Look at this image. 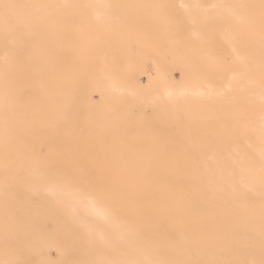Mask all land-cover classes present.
<instances>
[{"label": "rangeland", "instance_id": "rangeland-1", "mask_svg": "<svg viewBox=\"0 0 264 264\" xmlns=\"http://www.w3.org/2000/svg\"><path fill=\"white\" fill-rule=\"evenodd\" d=\"M108 1L113 4L106 0L96 5L65 7L58 5L57 0H0V65H10V53L5 57V52L18 50L15 66L23 70L25 93L21 101L0 102V116L7 117L0 122L2 134L5 128L9 133L11 128L16 131L11 140L6 136L7 140L0 146L8 149L6 152L0 150L3 151L0 152V184L5 186L3 194H8V197L0 194V264H56L62 259L61 251L68 252L61 262L64 264H82L89 259L82 247L86 244L85 231H81L87 218L85 197L93 196L98 202L105 179L116 182L121 178L116 176V166L113 167L115 176H104L103 164H115L119 160L96 158L94 154L98 151L118 154L121 150L127 155L131 151L130 157L136 158H131L130 163L143 167L156 164L164 168L169 163L164 150L169 148L191 161L194 159L192 163H198L195 159L198 157H204L200 162L214 163L212 157L222 150L224 156L219 163L228 162L225 150L230 149L232 143L225 137L219 143L214 142L213 132L222 135L230 129L226 116L232 110L226 103L232 99L229 85L233 78L228 75L235 73L234 56L230 49L220 53L223 78L212 76L215 70L212 71L210 57L214 55L217 42L227 33L215 28L214 22L207 25L203 14L198 12V16H190L186 10L192 7L188 2L198 1L200 10L213 16V12L222 9L220 6L225 7L229 0H223L224 4L222 0H132L128 4ZM212 2L216 5L213 8ZM74 10L82 11L78 19ZM93 11L102 19L99 23L91 18L96 15ZM194 17L199 21L188 22V18ZM42 18L48 20L41 24ZM83 34L87 43L82 40L84 44L80 48L87 45L92 49L77 51L73 44ZM188 46L193 52L188 51ZM43 47L51 51L49 57L53 61L49 73L42 72L40 67L34 71ZM257 48L261 49L260 45ZM186 51L189 54L185 57L187 63L181 64ZM207 62L208 69H202ZM181 68L188 74L182 75L184 69L181 71ZM13 71L16 74L8 68L9 85L13 81L11 74H20L18 70ZM42 80L52 89L61 87L68 97L52 101L43 99L36 94L37 83ZM108 83L114 86L111 91ZM85 87L88 91L93 87L90 94ZM83 91L87 92L89 102L81 97ZM192 96L196 99L183 102ZM240 98L243 100V96ZM218 103L224 106L223 111ZM186 104L191 106L190 117L182 109ZM260 119L256 117L258 122ZM249 132L241 126L236 127L237 146L243 150L248 147L244 139ZM189 134L197 135L198 151H191L193 147L185 144ZM248 137L256 143L262 139L258 132ZM174 141L177 143L173 144ZM231 153L250 154L248 151ZM183 160L173 162L181 164ZM255 164L261 171V163ZM93 165L94 175L87 174ZM209 169L212 176L222 175L226 179H215L216 192L229 197L244 195L254 207L261 204L260 195L244 193L248 183L237 181L241 172L239 166H210ZM244 176L246 174L242 178ZM87 180L94 181L96 192L86 191ZM183 181L185 186L193 182L187 178ZM58 182L62 183L61 201L55 200L49 192ZM223 214L211 224L208 222L209 232L204 229L202 232L204 235L206 232L212 242L214 239L215 244L222 242L227 247L217 249L212 242L203 247L202 232L188 236L183 231L160 228L151 231L152 250L162 260L171 257L172 264H247L255 260L247 254L246 247L253 235L247 227L237 224L238 245H232L226 233L228 214ZM94 221L98 223L97 219ZM193 245L199 247L198 253L192 251ZM96 250L99 251V247L90 245L89 255L92 257ZM199 253H207L210 257L201 259Z\"/></svg>", "mask_w": 264, "mask_h": 264}, {"label": "bare ground", "instance_id": "bare-ground-1", "mask_svg": "<svg viewBox=\"0 0 264 264\" xmlns=\"http://www.w3.org/2000/svg\"><path fill=\"white\" fill-rule=\"evenodd\" d=\"M57 1L58 5L65 7L106 2V0ZM117 1L123 4H128L131 3L132 0ZM216 2L217 1H215V3ZM106 3L109 4L110 1L107 0ZM189 3H191L192 7L190 10H186V12L190 13V16H193L194 14L195 16H198V14L196 15V13L199 12V14L201 13V15H204L202 16L207 21V25L209 24V22H214V26H217L215 28L220 29L223 33H227V35L221 37L222 39L217 42V48H215L214 55L212 54V56L210 57V64L214 67L212 71L215 70L214 72H212V76L220 79L223 78V72H221V54L224 53L225 50L230 49L234 56L232 65L236 68L235 73L233 75H228H231V79L233 78V81L229 85L230 95L232 96L233 100L230 99L229 103H226L232 110V113H228V115L226 116L228 122H230L228 123L230 129H228L226 133H223L222 135L217 134V132H213L214 142L216 141V143H219L221 142L222 137H225V140H227L229 143H232V145H229L230 149H228V147L226 148L227 150H225V158H227L228 162L219 163V160L224 156L222 155V152H220L222 151L220 149V151L212 157V160L215 161L214 163H205L202 161L200 162L199 160H203L202 158L204 157L195 158L196 160H198V163H192L194 159H192L191 161L188 157H185L178 151H175L174 148H169L167 150H164L166 152L165 160L169 161V163H167L164 168L156 164H151L145 167L138 164L133 165L132 163H130V159L133 158L130 157L131 151H129L128 155L126 154L127 152H120L121 150L117 151L118 154L110 152L108 150V152L98 151L97 153H95L94 156L97 155L96 158L101 157V160H119V162L115 164H103L104 176H115L113 175V167L116 166V176L121 178L116 179V182H114V179H105V184L103 183L104 188L103 191L100 192L101 197L99 198V200H97L98 202H95L93 196L85 197L84 210L87 218L83 221V227L81 231H85L86 244L82 247L86 249V255L89 256V259L83 260L84 262L82 264H172L171 257H169L170 260L169 258L162 260L161 258H158V256H156L154 249L152 250L153 245L152 241L150 240L152 235L151 231L153 229L165 228L175 231H183V233L188 236H190V233H201L203 229L209 232L211 226H207L208 222L211 224L215 220L222 218L221 215H225L223 213L228 214L226 233L227 237H230V239L232 240V245H238V240L236 239L235 232L236 227L239 224L241 226L247 227L250 235H253L250 242L247 243L246 247L249 250V253L247 254H250V256H254L255 260H250L249 262H247V264H264V0H229L225 4V7L220 6L222 9H225L216 10L215 12H213V16H208L206 12H202L200 10V2L193 1V3L188 2V4ZM188 4L186 6L190 7ZM212 6L216 5H214L213 3L211 4V7ZM217 8H219V6H217ZM93 12L96 15H94V17L91 16V18L99 23V21H101L102 19L98 16V12ZM73 13H75L76 19H78V14H81L82 11L74 10ZM41 16L43 17V12ZM48 18H45V20L43 18L40 19V23L44 24V22L47 21ZM197 18H188V22L193 21L194 23H196ZM198 21L199 20H197V22ZM206 21L204 22L206 23ZM1 27L2 26L0 25V28ZM187 36L189 37V35ZM191 36L192 35H190V37ZM84 37V34L81 35L77 38L78 42L73 44V46L77 48V51L84 49V51H87L92 49L91 47H87V45H84L85 48H80L86 41L84 40ZM82 40H84V42ZM255 42L257 43V46L260 45L261 49L257 48ZM85 43H87V41ZM46 49L47 48L43 47L39 50L40 57H38V66L34 67V71L35 69L40 67L39 70L49 73V70L51 68L50 64L53 60L49 57L51 51ZM191 49L192 48L188 46V51L193 52V49ZM13 51L8 50V52H5L3 55L5 57H8L10 53V67H2L0 65V102H15L21 101L24 98L25 93L23 85V70L17 69V67L15 66L18 56L16 51L18 50ZM195 53L198 56L197 52ZM202 54L206 56V53ZM187 56H189V54L186 51V55L183 56L184 58L180 61L181 64L187 63V61L185 60V57ZM208 62L204 63L206 67L202 69H208ZM8 68L9 71L15 74L16 71L14 72L13 70L20 71L19 75L11 74L10 80H13L11 82V85L7 83ZM126 69L128 68H125V70ZM182 69L184 68H181V71ZM182 73V75L188 74L186 69H184ZM51 79L52 77L50 78V80ZM110 80L111 78L106 81L109 82ZM113 82L114 81H112L111 83ZM90 83L89 85L92 84L93 86L96 81L94 82V84ZM111 83H108L110 85L109 87H111L109 89L110 91L113 86H111ZM37 84L39 85V88L36 91V94H38L45 100H60L61 98H64L66 96L68 97V93L61 87L52 89L49 83L45 82L44 80H42V83L39 81ZM93 87L91 88L93 89ZM85 90L88 91L86 87ZM90 90L88 91V93L85 91L80 93L81 97L83 99L86 98V100L89 99L87 97V94H90ZM128 91L129 90L127 89V92ZM165 91L166 93L168 92V90ZM77 92L76 94H79ZM128 93H130L129 96H131V92L129 91ZM114 94L117 95V93L115 92ZM163 96L166 97V94ZM241 96H243V100L240 98ZM107 98H109V96H107ZM191 99L195 100L196 98L186 97L183 102L190 103ZM87 102H89V100H87ZM220 105L221 103H218V108L223 111L224 106L222 107V105ZM185 106L186 107H183L182 109L186 113L185 115L190 117V115L192 114L191 106L187 104ZM257 116L261 118L259 122L256 120ZM221 117H224V119H226L225 116L221 115ZM5 119H7V117L0 116V122H3ZM235 126H241L248 132L250 130L248 135L252 134V137L254 136V134L256 135V132H258V134L260 133L262 138L260 140V143H256L255 141L249 139L247 135L244 140L247 143L248 147L244 150L241 149V147L239 148L237 146V134ZM12 129L13 128L9 129L12 134L9 133L8 129L6 128V132L4 134H2L3 132L0 130V146L4 143V141L7 140L6 136H9L10 140L13 138V136H15L16 131ZM187 136L188 137H186L187 140H185V144L187 142V145L193 147L191 151H198L199 147L196 145L197 135L189 134ZM175 143H177V141L173 142V144ZM223 145L224 144H222V146ZM219 147L221 148V146ZM0 150H4V152H6L8 149L6 148L5 150L3 147H0ZM236 151H248L250 154L234 155L231 153ZM140 158H142V156ZM149 159H152L151 155L149 156ZM178 159H184L183 161L185 162L181 164H175L173 161H176ZM257 162H260L263 166V168H261V171L256 168L257 165L255 163ZM234 165L239 166L241 169V172L236 177L237 181L239 183H248L247 189L246 191H244V193H256L260 195V197H262V200L260 201L261 204H258V206L254 207L250 205L248 203V200L244 198V195H242L241 197H229L223 194H219L215 191V179H217L218 181H226V179L222 175H216L215 177L212 176L210 174L212 171L211 169H209L210 166H224L225 168H229ZM89 168L91 169V171H89L87 174L94 175L95 166L93 165ZM193 168L194 171L192 170ZM153 170H155V175L153 174ZM243 174H246V176L242 178ZM133 176H143L145 178H126ZM184 178H187L189 181L193 182H189L190 184L188 186H185L183 181ZM87 181L89 183L86 187V191L96 192V184L94 183V181ZM61 184L62 183L58 182V185L55 186V189L49 191L54 199L58 201H61ZM4 190L5 186L3 184H0V194L8 197V194H3ZM57 192L60 195L57 194ZM231 192L232 191L230 190V193ZM94 219H97L98 223H95ZM99 230H102V233H99ZM213 230L214 229L212 228L211 232ZM3 231L4 228H2V232ZM201 234H203L201 235V240H203L201 244L203 245V247H207L208 244H210L212 241L210 240V237L208 238L206 232L205 235L204 231ZM90 245L92 247H99L100 249L99 251L96 250L92 257L88 253V248L90 247ZM212 246H215V248L217 249L227 247L226 243L216 242L215 244L214 239L212 242ZM198 248L199 247H196L195 245L191 247L194 253L199 252ZM167 253L170 252L167 251ZM200 254L201 259H209L210 257H208L207 253H199V255ZM60 255L62 259H60V261H56V264H64L61 262L63 261V259H65V256L68 255V252L61 251Z\"/></svg>", "mask_w": 264, "mask_h": 264}]
</instances>
